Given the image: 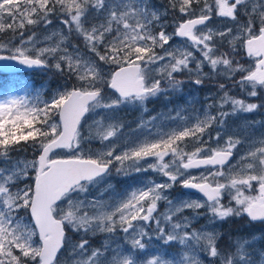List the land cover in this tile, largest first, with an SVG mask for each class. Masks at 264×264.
Segmentation results:
<instances>
[{
    "label": "snow or ice",
    "instance_id": "6c2138e0",
    "mask_svg": "<svg viewBox=\"0 0 264 264\" xmlns=\"http://www.w3.org/2000/svg\"><path fill=\"white\" fill-rule=\"evenodd\" d=\"M5 32L0 264H264V229L220 246L225 223L264 224V133L249 131L264 120L228 125L264 109V0H0ZM188 82L216 88L203 111L144 119ZM126 109L141 112L127 134ZM113 175L140 179L117 191Z\"/></svg>",
    "mask_w": 264,
    "mask_h": 264
},
{
    "label": "rangeland",
    "instance_id": "374dc122",
    "mask_svg": "<svg viewBox=\"0 0 264 264\" xmlns=\"http://www.w3.org/2000/svg\"><path fill=\"white\" fill-rule=\"evenodd\" d=\"M160 1V0H159ZM160 7V6H158ZM171 19V16L168 17ZM171 29H169L170 31ZM43 29H40L39 32H43ZM178 42V41H177ZM76 43H80L79 41H76ZM81 49L83 50V46L81 45ZM206 72L209 71V69L206 67L204 69ZM178 78L187 80V75L182 74ZM216 88L212 86L211 82H206L205 86L203 87H197L193 85L191 82H188L184 85L183 94H177V95H171L170 94V100L165 101L163 97L157 98L155 100H150L148 102V109L149 111L147 113L143 114L144 119L149 118L150 116L156 115L157 113L161 111L167 112L169 108H172L173 110L176 109L178 105L184 106L186 109H188V113H191L193 109L203 111V108L206 103L212 102V101H202L203 98H205L206 95H208L209 92L216 93ZM193 98L194 103L189 106L188 99ZM163 102V104H161ZM252 102H256L255 98H253ZM215 111V109H213ZM186 113V114H188ZM120 117L125 122V133H131L133 129L136 128L137 122L139 118L141 117V112L139 109L135 110H124L121 113H119ZM245 120L249 121H255V120H264V109L259 110L255 113H250L244 116H238V117H230L228 121L229 125V131L231 133L232 129H239L243 122ZM214 131V129H213ZM253 136L260 137L262 133H264V126H257L249 130ZM241 136H244V133H238ZM129 138H134L130 136ZM94 148H99L100 145L98 143L93 145ZM146 176H151L153 179H160L159 177H156L153 173L149 172L147 174H142ZM140 177L137 176H129V177H117L113 175V177L110 178L112 184L115 186L117 191H123L125 188L132 185L134 182H136ZM186 190L182 189L179 184H177L170 192L171 197L176 198L180 196L185 195ZM194 196L196 194H193ZM164 205H160V210L163 211ZM186 215H190V213H185ZM203 220V222H201ZM205 223L204 219H201L198 221L194 227L199 228L201 225ZM262 227H264V224H260ZM235 229L237 231V224H234ZM241 231V230H240ZM237 234H235L233 237H235ZM246 236V235H244ZM100 237L99 239L102 241L104 239V236L102 234H98L92 238ZM74 239H78V237H74ZM91 243V240H90ZM93 247H100V246H93ZM70 264V261H69Z\"/></svg>",
    "mask_w": 264,
    "mask_h": 264
},
{
    "label": "trees",
    "instance_id": "16d2710c",
    "mask_svg": "<svg viewBox=\"0 0 264 264\" xmlns=\"http://www.w3.org/2000/svg\"><path fill=\"white\" fill-rule=\"evenodd\" d=\"M167 2H168V0H160V1L159 0H153V3L157 6L167 5ZM26 35H27V33H26ZM11 36H12L11 32H5L3 34V37H0V38L7 39V38H10ZM23 77H26L29 80H31L34 87H39L41 84H44L49 80L50 74H45L41 71H34V72L24 73ZM8 81H9V78L6 74H0V89L5 88L8 85ZM56 83H57V79L51 80L52 86H55ZM17 94H23V93L19 92ZM161 104H163V102ZM30 153H31V150H29V154ZM201 222H203V220ZM234 224H237V231L235 230L233 232V230L235 229ZM245 224H246V219H241L238 221L237 220H231L228 223H225L222 226L221 230L224 231L226 233V235L220 241V246L225 247V248L229 246L228 234H231L232 236H234L235 234H239L240 236H244V235L251 236L254 232H257V231H260L261 229H264V227H262L260 225V223L253 224L250 227H245L244 226ZM99 238L100 237L91 238L92 246H100L101 240ZM259 246L264 247V241H260Z\"/></svg>",
    "mask_w": 264,
    "mask_h": 264
}]
</instances>
